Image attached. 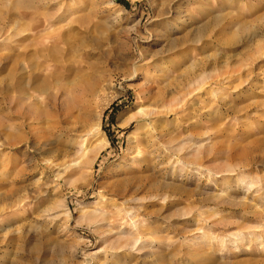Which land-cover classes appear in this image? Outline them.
<instances>
[{"label": "rangeland", "instance_id": "obj_1", "mask_svg": "<svg viewBox=\"0 0 264 264\" xmlns=\"http://www.w3.org/2000/svg\"><path fill=\"white\" fill-rule=\"evenodd\" d=\"M0 264H264V0H0Z\"/></svg>", "mask_w": 264, "mask_h": 264}, {"label": "bare ground", "instance_id": "obj_2", "mask_svg": "<svg viewBox=\"0 0 264 264\" xmlns=\"http://www.w3.org/2000/svg\"><path fill=\"white\" fill-rule=\"evenodd\" d=\"M91 91L92 92L89 95L92 98L88 96L87 99H84V101L82 100V104H83V106L85 108V113L86 114H91L96 109V107H95V103H96L95 99H96V97H98V91L97 90H91ZM186 108H187L186 104H181L180 106H176L175 108H171V109H168V110H165V111H162V110L161 111H147L146 109L142 108L137 113L131 114L129 116H123L122 119H121L120 124H121V126H126L127 124H129L133 120H137V121H141V122L145 121L146 122L145 124L141 123V124L138 125V127L134 130L133 134L137 135V137L139 135L141 136V134L147 136V135H150V134H154L157 131V129L159 127L158 123H161V121L163 119L162 116H166V118H168V117L170 118V116L172 114H174L175 116H178L177 119H180V116L182 114L181 112L184 111ZM151 115L154 116V119H155V121L153 123L149 122V119H150ZM91 116L93 117V121L94 122H93L91 128L84 129L82 131L83 135L81 137H82L83 141H82V144L80 146V152L82 153V157L81 158L83 159V163H84L85 167L88 168V171H90V168H93V166L95 164V161L98 159L100 151L103 148H105L108 145V143H109V141L107 140L105 135L102 134L103 130H102V124H101V116H102L101 113L100 112H96V114L95 113L91 114ZM50 127H52V126H50ZM142 129L144 130V132L140 133V130H142ZM51 132H52V130H51ZM95 135H98V136L101 135L102 136V140L100 141L98 146H96V147L92 146V149H89L90 147H87L86 141H88L89 139H92V136H95ZM47 142H48V139H47ZM147 150H148V148L147 149H143V150L137 149L135 154H134V156H132L134 158L136 156L138 162L139 161L141 162L140 165H137V164L134 165V164H130V163L122 165L121 170L124 167H126L125 170H127V171L123 173V175H122L123 177L122 178L120 177V179H123V178H125V179L118 180L116 183L113 184V187L110 190L112 192V196L111 197L114 200L113 201V206L118 208L119 207L118 206L119 199L125 200L124 201L125 203H123V205L121 206V211L125 210V213H126V211L128 212V209L131 210L127 206L128 202L138 203L137 204L138 208L141 209V208L144 207V204L146 203L145 201L156 200V199H159V198L162 197L159 193H155V192L152 193L151 191H150L151 193H149L150 195L148 194V195L140 197L139 196V193H140L139 191H140L141 186H143V184H141L139 186H135L133 191H132V189H128V187H129L128 184L130 182H132L131 176L133 174H135L134 170H136V171L143 170V169H140V168H142V167L145 168L147 166V163H149L148 159H147V154H148L149 150L148 151ZM171 163H172V161H171ZM129 188H131V187H129ZM143 190L144 189H142L141 191H143ZM111 192H110V194H111ZM141 195H143V194H141ZM62 202H64V201H62ZM59 206L65 207V204L62 203ZM105 208H106V206H103V208H102V210L100 212H98L96 209L95 210L94 209H89L87 207L86 208H82L80 210V213H81L80 216H82V218L86 217L88 220L95 221L96 223L103 224V226L107 228L106 232L109 233L110 235H113L114 232L111 229L108 228L109 227L108 225L110 224V223L108 224L109 211L108 210H104ZM67 212H69V211L66 209V214L69 215ZM110 212H111V210H110ZM113 215H115V213H113ZM110 218H113V216H110ZM114 220H115V218H114Z\"/></svg>", "mask_w": 264, "mask_h": 264}]
</instances>
